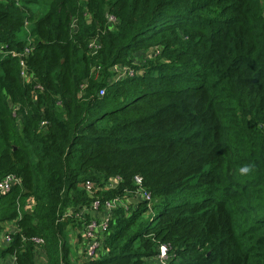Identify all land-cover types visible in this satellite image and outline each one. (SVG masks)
Returning a JSON list of instances; mask_svg holds the SVG:
<instances>
[{
  "label": "trees",
  "instance_id": "16d2710c",
  "mask_svg": "<svg viewBox=\"0 0 264 264\" xmlns=\"http://www.w3.org/2000/svg\"><path fill=\"white\" fill-rule=\"evenodd\" d=\"M7 175L15 264H264V0H0Z\"/></svg>",
  "mask_w": 264,
  "mask_h": 264
},
{
  "label": "built area",
  "instance_id": "2783aa9c",
  "mask_svg": "<svg viewBox=\"0 0 264 264\" xmlns=\"http://www.w3.org/2000/svg\"><path fill=\"white\" fill-rule=\"evenodd\" d=\"M107 19L109 22H112L114 21V18L112 15H107ZM27 53H29V49L28 48H25L23 52L21 53H13L14 56H17L19 58V64L21 66V76L24 77V78H27V75L25 74V66H24V61H23V58L24 56L27 55ZM116 77H123V76H126V75H131L132 74V69L127 67V66H116ZM104 92L103 89H100L99 90V94L102 95ZM17 181V179L12 176V175H7L6 177H4L3 179L0 180V193H4V192H7L10 190L11 186ZM134 183L138 186H140V182H141V179L139 176H135L134 177ZM85 188L87 190L90 189V184L87 183L85 185ZM139 191H141V197L142 199H145V200H150V196L148 195L147 192L143 191L140 187L138 189ZM115 202L116 201H111V202H107L105 207H104V211L105 213L111 209L113 206H115ZM99 209V205H98V201H94L92 203V211H96ZM91 211V212H92ZM103 212V211H102ZM106 223H107V218L106 216H101L100 219L98 220H90L88 222V224L85 226V228L83 229V237L88 239V243H87V250H86V256H92L95 249L98 247V244H99V235H100V232L102 230H104L106 228ZM99 233V234H98ZM9 234H6L5 235V239L6 241L8 242L9 241ZM166 246L165 245H160L159 248H158V253H157V256H156V261L157 262L156 264H166L165 260H166Z\"/></svg>",
  "mask_w": 264,
  "mask_h": 264
},
{
  "label": "rangeland",
  "instance_id": "374dc122",
  "mask_svg": "<svg viewBox=\"0 0 264 264\" xmlns=\"http://www.w3.org/2000/svg\"><path fill=\"white\" fill-rule=\"evenodd\" d=\"M144 58V54L142 55L141 54V52H139L138 53V55H137V58H136V60H134V62H139V61H141L143 58ZM109 185L110 186H114L115 185V182L113 181V180H111L110 182H109ZM131 200H133V197H131ZM134 201H136V200H134ZM128 203H130V201H128V202H126V201H124V200H120V202H118V204H127L128 205ZM117 204V202H115V205ZM97 212H101L100 210H96V211H92L91 212V214H93L92 216V219H94V220H99L100 219V216H98V214H97ZM94 213H96V214H94ZM74 233H76V230H74L72 233H70L69 235H70V242L72 243V245H73V247L75 248V250H78L79 251V249H80V247L81 246H78L79 244H81L82 243V240H80L79 241V243L77 242L76 244L75 243H73V241L74 242H76L77 241V238H74L75 236H74ZM84 235H83V233H82V235H81V237H83ZM82 249V248H81ZM40 256H42L41 254H39L38 253V258H40ZM157 262H153V260H152V262L150 263V264H156Z\"/></svg>",
  "mask_w": 264,
  "mask_h": 264
},
{
  "label": "crops",
  "instance_id": "0c3cea01",
  "mask_svg": "<svg viewBox=\"0 0 264 264\" xmlns=\"http://www.w3.org/2000/svg\"><path fill=\"white\" fill-rule=\"evenodd\" d=\"M32 204V200H29V205ZM96 214V213H94ZM98 216H105V213L104 212H97ZM15 230V226L12 222L10 223H7L4 227V229L0 232V247L1 246H4L5 243H7L6 239H5V235L8 233V232H12ZM0 264H15L14 262V259L13 257L9 256V255H6V256H3L1 257L0 256Z\"/></svg>",
  "mask_w": 264,
  "mask_h": 264
},
{
  "label": "clouds",
  "instance_id": "9594fccd",
  "mask_svg": "<svg viewBox=\"0 0 264 264\" xmlns=\"http://www.w3.org/2000/svg\"><path fill=\"white\" fill-rule=\"evenodd\" d=\"M249 171V167L248 166H243V167H240L239 168V172L241 173V174H243V173H247Z\"/></svg>",
  "mask_w": 264,
  "mask_h": 264
}]
</instances>
